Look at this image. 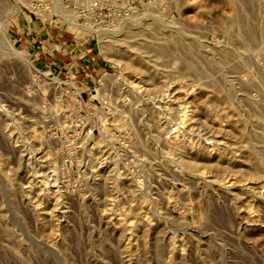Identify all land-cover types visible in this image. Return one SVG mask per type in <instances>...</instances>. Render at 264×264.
Listing matches in <instances>:
<instances>
[{
    "label": "rangeland",
    "instance_id": "rangeland-1",
    "mask_svg": "<svg viewBox=\"0 0 264 264\" xmlns=\"http://www.w3.org/2000/svg\"><path fill=\"white\" fill-rule=\"evenodd\" d=\"M0 264H264V0H0Z\"/></svg>",
    "mask_w": 264,
    "mask_h": 264
},
{
    "label": "built area",
    "instance_id": "built-area-1",
    "mask_svg": "<svg viewBox=\"0 0 264 264\" xmlns=\"http://www.w3.org/2000/svg\"><path fill=\"white\" fill-rule=\"evenodd\" d=\"M74 24L77 26V29L91 32L89 35H98L97 27L81 25L75 22ZM66 32H60L61 35L59 38L61 39L57 43H53V47H50L49 52H46V56H48L47 53H50L49 56L52 57L50 61L51 65L60 69L54 75V78L61 79L63 74L73 80H96L97 78H103L107 74V71H102V60L96 54L94 44L89 43L87 39L81 40L75 35L71 40L62 39L63 36L66 37ZM67 35L71 36L70 33ZM54 36L57 37V35ZM74 87L77 93H80L78 82L74 83Z\"/></svg>",
    "mask_w": 264,
    "mask_h": 264
},
{
    "label": "crops",
    "instance_id": "crops-1",
    "mask_svg": "<svg viewBox=\"0 0 264 264\" xmlns=\"http://www.w3.org/2000/svg\"><path fill=\"white\" fill-rule=\"evenodd\" d=\"M66 36H68V35L66 34ZM54 37H55V36H54ZM54 37H52V41H53L54 44L57 43L59 39H61V38H59V37H55V38H54ZM50 47H53V44H51ZM47 55L49 56L50 53H47Z\"/></svg>",
    "mask_w": 264,
    "mask_h": 264
},
{
    "label": "bare ground",
    "instance_id": "bare-ground-1",
    "mask_svg": "<svg viewBox=\"0 0 264 264\" xmlns=\"http://www.w3.org/2000/svg\"><path fill=\"white\" fill-rule=\"evenodd\" d=\"M104 35V34H103ZM109 41V40H108ZM9 45V44H8ZM10 46V45H9ZM10 48V47H9ZM14 48V47H13ZM15 49V48H14ZM12 50V49H11ZM16 53V52H15ZM26 61V63H27V59L25 60ZM29 62V61H28ZM28 66L29 67H34L32 64H31V62H29L28 63ZM33 69V68H32ZM183 119H185V117L183 118ZM183 121V120H182ZM184 122V121H183Z\"/></svg>",
    "mask_w": 264,
    "mask_h": 264
}]
</instances>
